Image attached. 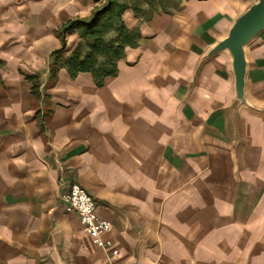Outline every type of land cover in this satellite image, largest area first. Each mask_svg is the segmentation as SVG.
<instances>
[{
  "label": "crops",
  "instance_id": "crops-1",
  "mask_svg": "<svg viewBox=\"0 0 264 264\" xmlns=\"http://www.w3.org/2000/svg\"><path fill=\"white\" fill-rule=\"evenodd\" d=\"M106 1L0 0V264H264V28L243 101L231 53L209 55L257 0L128 9L116 76L54 72L82 42L64 26ZM74 184L111 248L65 211Z\"/></svg>",
  "mask_w": 264,
  "mask_h": 264
},
{
  "label": "trees",
  "instance_id": "trees-1",
  "mask_svg": "<svg viewBox=\"0 0 264 264\" xmlns=\"http://www.w3.org/2000/svg\"><path fill=\"white\" fill-rule=\"evenodd\" d=\"M132 9L140 12L136 6L124 0H107L97 8L88 19L70 21L63 28V35L78 31L82 42L70 57L63 58L65 43L54 63V72L59 66H65L73 76L90 72L102 85L107 77L116 76L118 61L124 56L125 48L135 46L139 33L130 30L124 22V13ZM113 33V37L108 36Z\"/></svg>",
  "mask_w": 264,
  "mask_h": 264
},
{
  "label": "water",
  "instance_id": "water-1",
  "mask_svg": "<svg viewBox=\"0 0 264 264\" xmlns=\"http://www.w3.org/2000/svg\"><path fill=\"white\" fill-rule=\"evenodd\" d=\"M264 28V0H257L242 14L230 29L229 35L211 50L210 56L228 50L233 57V69L236 77V92L244 100L246 76L245 46Z\"/></svg>",
  "mask_w": 264,
  "mask_h": 264
},
{
  "label": "built area",
  "instance_id": "built-area-1",
  "mask_svg": "<svg viewBox=\"0 0 264 264\" xmlns=\"http://www.w3.org/2000/svg\"><path fill=\"white\" fill-rule=\"evenodd\" d=\"M65 211L78 215L82 224L83 232L88 235L96 246L103 249L112 247L110 242H105L103 237L112 230V224L98 215V205L88 194L86 189L78 184H74L68 192L62 196ZM119 255L117 248H112L110 258Z\"/></svg>",
  "mask_w": 264,
  "mask_h": 264
},
{
  "label": "rangeland",
  "instance_id": "rangeland-1",
  "mask_svg": "<svg viewBox=\"0 0 264 264\" xmlns=\"http://www.w3.org/2000/svg\"><path fill=\"white\" fill-rule=\"evenodd\" d=\"M140 9L142 17L149 18L159 11H169L179 5L182 0H124Z\"/></svg>",
  "mask_w": 264,
  "mask_h": 264
}]
</instances>
